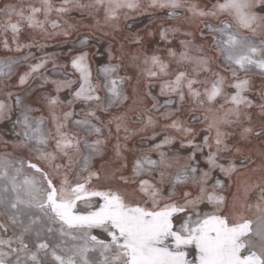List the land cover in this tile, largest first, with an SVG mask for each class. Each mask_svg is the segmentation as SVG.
Instances as JSON below:
<instances>
[{"label":"snow or ice","instance_id":"obj_1","mask_svg":"<svg viewBox=\"0 0 264 264\" xmlns=\"http://www.w3.org/2000/svg\"><path fill=\"white\" fill-rule=\"evenodd\" d=\"M149 9H167L170 19L183 10L200 42L186 32L182 50L169 47L167 59L131 56L141 76L160 81L156 95L134 89L129 111L139 126L128 111L111 112L128 101L130 77L120 74L110 46L96 47L94 33L61 52L20 42L28 30L69 43L78 28L67 17L77 11L85 18L100 14L101 31H119L124 21L130 41L139 44L134 25ZM178 31L161 25L160 38L171 43ZM0 45L28 49L0 59V121L8 129L0 133V264H264V152L252 167L251 157L229 144L234 131L240 140H264V80L258 100L249 96L253 74L264 78V0H213L204 7L192 0H9L0 5ZM65 52L67 63H58ZM96 54L106 59L94 73ZM22 63L26 69L17 75ZM33 84L54 90L40 97L47 117L33 115L27 99ZM253 107L258 125L248 111ZM148 132L146 147L129 148L132 136L144 140ZM113 137L112 159L95 168ZM257 171L258 179L249 177ZM234 176L244 179L229 200L223 193Z\"/></svg>","mask_w":264,"mask_h":264},{"label":"rangeland","instance_id":"obj_2","mask_svg":"<svg viewBox=\"0 0 264 264\" xmlns=\"http://www.w3.org/2000/svg\"><path fill=\"white\" fill-rule=\"evenodd\" d=\"M5 2H9V0H0V5H3ZM11 2H16V0H11ZM56 3H59L60 0H55ZM194 3H198L201 7L210 5L213 0H192ZM150 15H144V16H138V19H145L143 22L137 23L134 25V28L137 29V33L140 37V43L135 44L132 43L129 39V37L132 35L131 33L128 32V30L125 28V22L121 21L120 23V30L119 31H111L107 27L103 28V31L98 30L95 27V20L96 19H101V15L98 14L96 15L95 19L91 16H88L87 18L83 17L79 12L73 11L72 13L69 14L67 19L69 20V23L74 24L77 26L78 31L74 32L69 43H64V38L63 37H55L50 40H46L40 35L30 33L28 30H25L24 32L21 33L20 36V42L21 43H31L33 41L40 42V43H47L48 47L44 49V51L47 52H61L69 47H71L72 42H77V47L78 45V39L83 38L85 35H90L93 34L95 35L96 39L100 40V44H96V41L93 40L91 41L92 44H96L97 48H100V50L103 52L107 47H111L113 51V56L116 57V59L113 62H118L121 63L122 65V70H121V75H125L127 77H130L128 82L125 85L127 94L129 96L128 101L125 103L120 108H113L111 109V112L113 114H118L119 112H124L128 111L129 117L132 118V123L138 125V122L135 120V114L131 111H129L130 106L133 103V100L135 99V93L134 89H136L141 95H144L147 91L151 90L153 95H156L159 90V83L160 81L158 80H147L145 77L140 75V71L136 65L131 60V56H139L143 57V54L147 55H152L156 54L159 55L162 59H167V49L169 47L175 49V50H182V46L180 44V41L183 39H186L187 37L184 35L186 32H193L195 36V42H200L199 41V32L198 29L196 28V25L194 22L190 20H185L183 19V10H178L181 13L180 18H172L170 19L168 17V10H146ZM155 15L154 18H151V16ZM211 22V21H209ZM101 25H103V21L101 19ZM161 25L164 27H175L178 28L179 31L176 32L174 35L170 34L169 35V43L168 41L161 40L160 38V31H161ZM202 27V25H201ZM107 32L105 35L104 33ZM121 45H123V49L121 50ZM86 50H89L92 53H95V48L89 47ZM28 49H25L24 52L17 53V52H8L6 51L2 45H0V59H5L8 57L11 58H17L20 57L24 54H26ZM32 51H36L35 48L32 49ZM121 51H123V56H121ZM106 57L99 56L98 54L94 55L93 57V62H92V67H93V72L95 73V70L98 66L97 61L98 60H105ZM58 63H67V53L65 52L64 55H62ZM51 66L49 65V68ZM26 69L25 64H21L17 67V75L22 74V72ZM17 75H14L12 78L13 84L16 83ZM262 80L264 78H261L258 75L253 74L252 76V92L249 94L250 98L253 99L254 101L258 100V95H259V87L262 83ZM139 81V83H138ZM149 84H151V88L149 89ZM17 89L13 87V91H16ZM53 88L51 85H45L44 88H40L37 86V84H33V90L31 93L28 95V103L30 104L31 107L36 109V111L33 112L34 116H40L44 115L47 117L48 112L47 108L45 105H43L40 102V97L41 94L47 93V94H52L53 93ZM231 92L232 89H229ZM60 97L62 100H67L70 99L71 97L69 96L68 92H62L60 94ZM0 98H3L0 96ZM163 97H160L161 102H163ZM222 102V101H221ZM146 107L150 108L151 103H150V97L147 98L146 101ZM74 108L77 112L80 111L81 109V104L78 102L74 105ZM249 114L252 116L253 124L258 125L259 123V109L257 107H253L248 110ZM155 114V113H154ZM98 115L101 116V119H107L108 114L107 113H98ZM182 118L188 119V114L187 112L182 114ZM15 119V116L13 117ZM197 128L201 127L199 124L195 125ZM10 127V124L8 125ZM7 127H5V123L0 121V133H7ZM231 131V130H230ZM238 131V130H237ZM151 135V132L145 133V139L142 140L141 136L135 135L130 138L128 141V146L129 148H132L135 145H140L141 143L144 144V146H147V140L146 137ZM203 135V133H201ZM5 138L4 135H0V140H3ZM161 137H157V140H159ZM200 137H197L199 139ZM115 142V138L109 142V144L106 147V151L103 155V158L100 159L98 158L93 162V166L97 169H99L101 163H106L110 161L114 155L113 150H112V144ZM229 144H236L237 146L241 147L244 155L251 157V159L255 162L252 167H257L261 163V153L264 152V140H261L260 138H257L255 136L249 138V140H240L237 132L234 131L232 136L229 139ZM5 148L2 144H0V152L4 151ZM8 151H11V149H7ZM128 156L129 162L132 160V155L131 153H126ZM155 158V156L153 157ZM129 174V173H125ZM214 175H220L218 173ZM249 177H251L253 180L259 178V171H257L255 174L249 173ZM220 178L223 179L222 175H220ZM243 177L241 176H234L232 178V181L229 183L226 181V189L224 190V195L230 200L231 196L233 193L236 191V186L238 183H243ZM256 193L251 194V198L255 200Z\"/></svg>","mask_w":264,"mask_h":264},{"label":"built area","instance_id":"obj_3","mask_svg":"<svg viewBox=\"0 0 264 264\" xmlns=\"http://www.w3.org/2000/svg\"><path fill=\"white\" fill-rule=\"evenodd\" d=\"M154 17H155V15L151 16V18H154ZM144 20H145V19H141V18H140V19L137 20L136 24H137V23H140V22H143Z\"/></svg>","mask_w":264,"mask_h":264},{"label":"bare ground","instance_id":"obj_4","mask_svg":"<svg viewBox=\"0 0 264 264\" xmlns=\"http://www.w3.org/2000/svg\"><path fill=\"white\" fill-rule=\"evenodd\" d=\"M149 19H152V18H149Z\"/></svg>","mask_w":264,"mask_h":264}]
</instances>
